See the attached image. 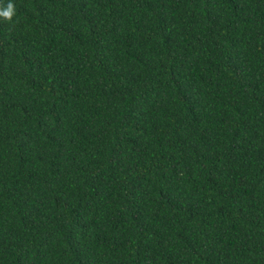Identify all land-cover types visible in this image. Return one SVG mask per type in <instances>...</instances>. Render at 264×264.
<instances>
[{
    "label": "trees",
    "instance_id": "trees-1",
    "mask_svg": "<svg viewBox=\"0 0 264 264\" xmlns=\"http://www.w3.org/2000/svg\"><path fill=\"white\" fill-rule=\"evenodd\" d=\"M13 2L0 264H264V0Z\"/></svg>",
    "mask_w": 264,
    "mask_h": 264
},
{
    "label": "clouds",
    "instance_id": "clouds-1",
    "mask_svg": "<svg viewBox=\"0 0 264 264\" xmlns=\"http://www.w3.org/2000/svg\"><path fill=\"white\" fill-rule=\"evenodd\" d=\"M16 14L13 0H0V18L11 21Z\"/></svg>",
    "mask_w": 264,
    "mask_h": 264
}]
</instances>
